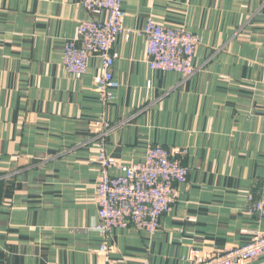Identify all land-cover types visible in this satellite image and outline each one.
Here are the masks:
<instances>
[{
	"label": "crops",
	"instance_id": "1",
	"mask_svg": "<svg viewBox=\"0 0 264 264\" xmlns=\"http://www.w3.org/2000/svg\"><path fill=\"white\" fill-rule=\"evenodd\" d=\"M112 51L118 86L94 90L100 65L76 76L62 65L80 19H102L80 0H0V264H189L264 233L247 198L264 184V0H122ZM148 19L201 38L194 73L147 66ZM98 121L108 155L126 163L147 146L185 147L187 181L152 235L105 236L98 222ZM241 264H264V255Z\"/></svg>",
	"mask_w": 264,
	"mask_h": 264
},
{
	"label": "built area",
	"instance_id": "2",
	"mask_svg": "<svg viewBox=\"0 0 264 264\" xmlns=\"http://www.w3.org/2000/svg\"><path fill=\"white\" fill-rule=\"evenodd\" d=\"M80 3L87 12L102 11L104 17L78 21L75 37L64 41L62 65L68 73L78 76L87 70L89 57H98L100 71L93 88L101 101H111L115 97L113 89L119 85L112 73L117 57L112 47L122 32L125 15L122 0H80ZM143 32L150 70L176 71L184 79L194 73L193 58L201 43L198 34L153 19L147 20ZM261 119L264 121V109ZM97 125L98 143L90 159L99 169L95 188L98 222L93 228L105 236L113 228L127 227L154 234L160 227V218L170 210L180 186L187 181L188 171L180 160L186 153L185 147L151 144L141 160L126 163L105 151L104 136L110 125L102 121ZM246 207L248 213L264 217V184L255 196L249 194ZM109 250L105 239L96 251L102 258L101 264H111ZM192 253L189 264H241L264 255V233L209 256L200 257L198 250Z\"/></svg>",
	"mask_w": 264,
	"mask_h": 264
}]
</instances>
